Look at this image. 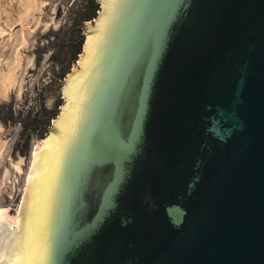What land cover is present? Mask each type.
I'll use <instances>...</instances> for the list:
<instances>
[{"label": "water", "instance_id": "water-1", "mask_svg": "<svg viewBox=\"0 0 264 264\" xmlns=\"http://www.w3.org/2000/svg\"><path fill=\"white\" fill-rule=\"evenodd\" d=\"M0 264H264V0H99Z\"/></svg>", "mask_w": 264, "mask_h": 264}, {"label": "rangeland", "instance_id": "rangeland-1", "mask_svg": "<svg viewBox=\"0 0 264 264\" xmlns=\"http://www.w3.org/2000/svg\"><path fill=\"white\" fill-rule=\"evenodd\" d=\"M29 1L0 0V211H7L5 216L15 223L21 211L16 207L28 185L35 141L43 138L27 139L22 135V122L52 105L56 106L55 122L60 101L54 99V73L63 72L67 65L60 58L65 56L60 50V25L67 3L73 0H31V7ZM68 64L66 72L81 70L80 54L75 63ZM53 128L50 124L49 129Z\"/></svg>", "mask_w": 264, "mask_h": 264}, {"label": "flooded vegetation", "instance_id": "flooded-vegetation-1", "mask_svg": "<svg viewBox=\"0 0 264 264\" xmlns=\"http://www.w3.org/2000/svg\"><path fill=\"white\" fill-rule=\"evenodd\" d=\"M67 14L62 25H60V32L63 33V38L60 43V50L64 51L65 56H60L62 60H67L66 70L63 72H55L54 78L56 79V97L55 101L59 103L61 96L59 94V85L65 81V74L68 68V63H75L82 51V45L85 44L88 36H86L87 25L94 24L98 10L100 9L99 0H73L67 3ZM61 11L57 13L56 20L60 19ZM60 51V52H61ZM58 56V57H59ZM67 58V59H66ZM55 102V103H56ZM54 103V104H55ZM56 106L52 105L49 109H43L50 117H53ZM42 110V111H43ZM38 112V111H37ZM36 112V113H37ZM53 119H51L50 124ZM20 123V122H19ZM46 136V135H45ZM22 139V137H21Z\"/></svg>", "mask_w": 264, "mask_h": 264}, {"label": "trees", "instance_id": "trees-1", "mask_svg": "<svg viewBox=\"0 0 264 264\" xmlns=\"http://www.w3.org/2000/svg\"><path fill=\"white\" fill-rule=\"evenodd\" d=\"M28 119H30V117H28ZM51 119H53V117H50L48 113L44 110H39L29 121L24 120L22 122L24 125L22 135H26L27 139L30 136H34L36 139H41L49 129ZM23 137L25 136H22V138Z\"/></svg>", "mask_w": 264, "mask_h": 264}, {"label": "bare ground", "instance_id": "bare-ground-1", "mask_svg": "<svg viewBox=\"0 0 264 264\" xmlns=\"http://www.w3.org/2000/svg\"><path fill=\"white\" fill-rule=\"evenodd\" d=\"M31 1V0H30ZM29 1V3H28V5L30 6V3H32V1L30 2ZM35 6V5H34ZM31 7V6H30ZM34 156V155H33ZM34 158V157H33ZM33 161V160H32ZM32 166V165H31ZM5 212H7V211H5ZM4 211H0V215H2V216H5V213ZM19 221H20V214L17 216V218H16V223L18 224L19 223Z\"/></svg>", "mask_w": 264, "mask_h": 264}]
</instances>
